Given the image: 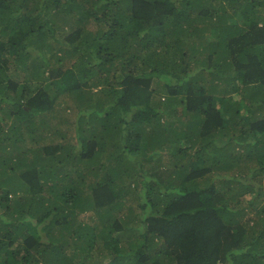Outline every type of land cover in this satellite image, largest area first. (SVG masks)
I'll list each match as a JSON object with an SVG mask.
<instances>
[{
	"label": "trees",
	"instance_id": "trees-1",
	"mask_svg": "<svg viewBox=\"0 0 264 264\" xmlns=\"http://www.w3.org/2000/svg\"><path fill=\"white\" fill-rule=\"evenodd\" d=\"M0 264H264V0H0Z\"/></svg>",
	"mask_w": 264,
	"mask_h": 264
},
{
	"label": "rangeland",
	"instance_id": "rangeland-1",
	"mask_svg": "<svg viewBox=\"0 0 264 264\" xmlns=\"http://www.w3.org/2000/svg\"><path fill=\"white\" fill-rule=\"evenodd\" d=\"M71 110H73V108H71V109H69V110H67V112H69V111H71ZM64 118V114H63V111H61V110H57L56 111V119L54 120V121H58V120H61V119H63ZM66 118V117H65ZM56 123V122H55ZM65 126V125H64ZM16 183V182H15Z\"/></svg>",
	"mask_w": 264,
	"mask_h": 264
}]
</instances>
